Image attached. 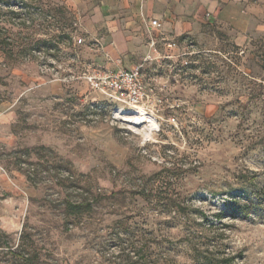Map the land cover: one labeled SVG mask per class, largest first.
Masks as SVG:
<instances>
[{"label":"rangeland","instance_id":"1","mask_svg":"<svg viewBox=\"0 0 264 264\" xmlns=\"http://www.w3.org/2000/svg\"><path fill=\"white\" fill-rule=\"evenodd\" d=\"M36 5L33 26L6 27L12 56L0 51V103L17 116L14 146L0 144V264H264V0L246 45L210 31L144 65L145 83L165 87L150 99L162 126L145 145L113 105L88 111L81 84L52 94L21 57L37 40L83 37L70 12ZM235 203L251 209L231 217Z\"/></svg>","mask_w":264,"mask_h":264},{"label":"crops","instance_id":"2","mask_svg":"<svg viewBox=\"0 0 264 264\" xmlns=\"http://www.w3.org/2000/svg\"><path fill=\"white\" fill-rule=\"evenodd\" d=\"M52 4L73 15L87 41L100 44L101 52L85 47L80 52L82 57L112 69H130L134 66L130 59L151 53L148 36L152 20L161 24L153 31L157 39L179 44L185 39L203 44L212 39L209 32L215 31L242 47L253 30L260 29L253 0H52ZM157 49L164 46L159 43ZM45 87L56 95L64 91V86L56 82ZM16 120L14 106L1 102L0 144L7 148L16 142L12 134Z\"/></svg>","mask_w":264,"mask_h":264},{"label":"built area","instance_id":"3","mask_svg":"<svg viewBox=\"0 0 264 264\" xmlns=\"http://www.w3.org/2000/svg\"><path fill=\"white\" fill-rule=\"evenodd\" d=\"M150 32L148 36V46L151 53L142 59V63L134 65L130 69L114 68L110 69L104 65H99L90 60L84 59L76 47L84 46L90 51L101 52L100 44L95 40L87 41L84 37H72L71 46H57L53 49L41 48L31 54V58L36 62L39 74L49 82H56L63 86L81 84L84 86L85 100H89L88 111L93 114L103 110L104 104L114 106L112 119L122 122L126 128L142 135V143L145 145L152 140V136L159 133L162 123L156 117L157 106L150 104V99L158 97L164 91V86L157 84H146L143 78L144 65H147L160 58L157 45L161 43L168 55L161 57L170 60L173 58V50H179L181 45L184 49L194 48L192 40L185 39L182 44L165 39H157L153 31L161 28L157 20L150 21ZM92 97L91 99L89 97ZM162 100L159 99V103ZM171 105L169 108L174 109ZM129 114H137L144 120L126 123L120 118ZM169 122L174 123L171 117ZM153 125V126H152ZM68 174V173H66ZM69 176V175H67Z\"/></svg>","mask_w":264,"mask_h":264},{"label":"trees","instance_id":"4","mask_svg":"<svg viewBox=\"0 0 264 264\" xmlns=\"http://www.w3.org/2000/svg\"><path fill=\"white\" fill-rule=\"evenodd\" d=\"M36 1L37 0H0V51L5 54V56H12L11 48L14 45V42L11 39L6 27L23 30L33 26L38 20L39 15H41V11L36 5ZM41 48L53 49L56 48V44L52 41L37 40L26 49H22L19 54H21V57H23L25 60L31 56L33 51L39 50ZM258 201L259 202L257 205H259L260 208L264 210V193L262 196L258 195ZM247 202H251L250 199H247ZM246 204L247 203L238 205V203H235L230 205V216H246L247 212L251 209V206H247ZM69 207L73 210H80L83 207L88 208L87 205L83 204H69ZM1 237L5 238L6 235L1 233ZM10 253L13 256H19L21 258V255L16 251H10ZM215 264L220 263L215 262Z\"/></svg>","mask_w":264,"mask_h":264},{"label":"bare ground","instance_id":"5","mask_svg":"<svg viewBox=\"0 0 264 264\" xmlns=\"http://www.w3.org/2000/svg\"><path fill=\"white\" fill-rule=\"evenodd\" d=\"M120 120H122L126 123H133V122H138V121L144 120V118L137 115V114H129L127 116H124L123 118H120Z\"/></svg>","mask_w":264,"mask_h":264}]
</instances>
